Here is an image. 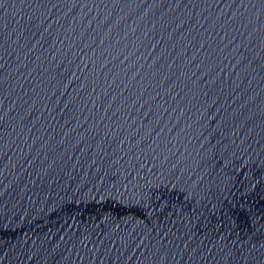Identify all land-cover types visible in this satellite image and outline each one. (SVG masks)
I'll return each instance as SVG.
<instances>
[{
    "label": "water",
    "instance_id": "95a60500",
    "mask_svg": "<svg viewBox=\"0 0 264 264\" xmlns=\"http://www.w3.org/2000/svg\"><path fill=\"white\" fill-rule=\"evenodd\" d=\"M0 264H264V0H0Z\"/></svg>",
    "mask_w": 264,
    "mask_h": 264
}]
</instances>
